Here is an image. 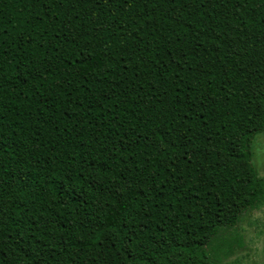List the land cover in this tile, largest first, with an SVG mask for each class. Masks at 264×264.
Here are the masks:
<instances>
[{
    "label": "trees",
    "instance_id": "trees-1",
    "mask_svg": "<svg viewBox=\"0 0 264 264\" xmlns=\"http://www.w3.org/2000/svg\"><path fill=\"white\" fill-rule=\"evenodd\" d=\"M261 133L264 0H0V264H223Z\"/></svg>",
    "mask_w": 264,
    "mask_h": 264
},
{
    "label": "rangeland",
    "instance_id": "rangeland-1",
    "mask_svg": "<svg viewBox=\"0 0 264 264\" xmlns=\"http://www.w3.org/2000/svg\"><path fill=\"white\" fill-rule=\"evenodd\" d=\"M253 164L264 177V133L256 136L252 146ZM240 236L242 248L236 247L229 256L222 255L223 264H264V204L248 211L236 229L222 233L217 242L226 243Z\"/></svg>",
    "mask_w": 264,
    "mask_h": 264
}]
</instances>
